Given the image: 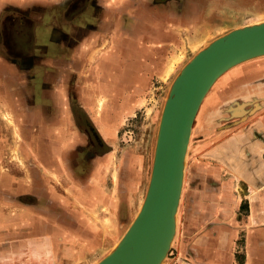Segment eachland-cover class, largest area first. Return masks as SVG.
Segmentation results:
<instances>
[{
    "label": "rangeland",
    "instance_id": "rangeland-1",
    "mask_svg": "<svg viewBox=\"0 0 264 264\" xmlns=\"http://www.w3.org/2000/svg\"><path fill=\"white\" fill-rule=\"evenodd\" d=\"M129 1L132 6L125 11L124 5H113V21L135 16L146 0ZM147 1L165 7L161 16L169 36L156 55L161 66L167 68L172 57L180 58L168 73L158 76L150 71L142 101L114 131L107 115L100 119L109 136L99 132L77 102L75 74L62 87L65 101L50 98L52 84L26 90L29 75L23 73L22 85L16 86L20 111L14 116L0 103V264L100 260L106 247L123 234L145 195L157 125L174 77L215 37L264 19V0ZM18 23L4 26L9 24V30ZM121 23L124 28L128 20ZM263 62L261 56L235 66L231 71L236 72L214 83L215 99H205L200 106L187 151L176 236L165 264H178L174 258L179 259V250L182 264H190L191 254L197 264H236L232 251L240 250L241 234H223L224 226L264 223ZM258 84L261 91L256 90ZM60 85L55 86L57 95L62 93ZM93 195L100 215L87 213L86 201ZM92 220L103 244L93 243L88 230H79ZM240 259L237 256L236 262Z\"/></svg>",
    "mask_w": 264,
    "mask_h": 264
},
{
    "label": "crops",
    "instance_id": "crops-1",
    "mask_svg": "<svg viewBox=\"0 0 264 264\" xmlns=\"http://www.w3.org/2000/svg\"><path fill=\"white\" fill-rule=\"evenodd\" d=\"M144 2L131 19L113 21V5L120 3L123 9L128 5L131 8L129 0H2L0 12H6L3 22L19 20L22 27L13 24L8 30L5 26L9 24L3 23V32L0 31V103L14 116L20 111L17 102L21 97L16 94V86L22 85L23 73L29 75L26 90L32 91L35 84H52L50 98L65 101L62 87L75 74L77 102L99 132L109 136L110 131L100 119H107V115L114 131L121 118L142 101L150 71L159 76L166 67L156 57L161 41L169 36L161 16L165 7L162 2ZM126 20L128 23L122 28L121 22ZM67 62L71 63L68 68ZM56 85L61 86L59 95ZM259 87L258 84L256 90L261 91ZM100 99L109 105H99ZM69 111L64 114L68 116ZM94 195L88 197L86 210L100 215L98 206H93L98 202ZM97 226L92 220L79 230H88L89 239L96 244L101 242ZM230 227L232 232V224ZM244 227L248 229L244 264H264V223L257 221L252 225L245 221ZM61 228L65 230L63 225ZM174 262L182 264L180 258H174Z\"/></svg>",
    "mask_w": 264,
    "mask_h": 264
},
{
    "label": "water",
    "instance_id": "water-1",
    "mask_svg": "<svg viewBox=\"0 0 264 264\" xmlns=\"http://www.w3.org/2000/svg\"><path fill=\"white\" fill-rule=\"evenodd\" d=\"M261 55L264 19L215 37L181 67L161 109L145 195L118 243L96 264L166 263L176 236L189 140L201 101L224 71Z\"/></svg>",
    "mask_w": 264,
    "mask_h": 264
},
{
    "label": "flooded vegetation",
    "instance_id": "flooded-vegetation-1",
    "mask_svg": "<svg viewBox=\"0 0 264 264\" xmlns=\"http://www.w3.org/2000/svg\"><path fill=\"white\" fill-rule=\"evenodd\" d=\"M2 15L3 14L0 12V18L2 17ZM3 16L5 17V14ZM1 30L3 32L2 23L0 24V31ZM232 73H233V71H230V74H232ZM231 224H232V227L234 228V230H236V235L238 236L239 234H241V238L237 240V242L240 243L239 244L240 245V250L238 251L237 249H233L234 251H232L233 252L232 253V255H233V261H235L236 264H244V260H245V256H246V250H245L246 238H245V236H246V233H247L248 229L244 227V224H238V225H236V227H235V225L233 223H231ZM231 224H230V226H231ZM230 226H228V227L224 226V229H223V232L222 233L223 234L224 233L226 234V231L229 233V230L228 229L231 228ZM225 228L227 230H225ZM177 256H178V258H180V260L182 259L180 250H179V253L177 254ZM237 256H240L241 257V259L239 260V262H236ZM194 257L195 256L191 254L190 264H195V262L197 264V261H196V259H194Z\"/></svg>",
    "mask_w": 264,
    "mask_h": 264
},
{
    "label": "bare ground",
    "instance_id": "bare-ground-1",
    "mask_svg": "<svg viewBox=\"0 0 264 264\" xmlns=\"http://www.w3.org/2000/svg\"><path fill=\"white\" fill-rule=\"evenodd\" d=\"M190 40V39H189ZM196 45V44H195ZM261 56H263V55H261ZM260 56V57H261ZM259 57V56H258ZM173 58V57H172ZM170 59V66L169 67H165L166 69H164L165 71H164V73H168V72H170V70H172V66L174 65V62L176 61V60H178L179 58H180V56H176L175 58H173V59ZM264 63V62H263ZM240 64V63H239ZM236 65H238V64H235V65H233V66H231L230 68H228L226 71H224L216 80H215V82L220 78V77H222L223 75L225 76V78H227L228 77V74H229V70L231 71V69H233V67L234 66H236ZM214 82V83H215ZM214 83L211 85V87L209 88V90L207 91V93L204 95V97H203V99H202V101H201V104H200V106L203 104V103H205L204 101H205V99H206V101L208 102V101H211L212 99H215V97H214V93H212L213 91H212V87L214 86ZM105 98V97H104ZM102 104V100L100 99L99 100V105H101ZM206 106V105H205ZM200 110V107H199V109H198V111ZM198 111H197V113H198ZM197 115V114H196ZM190 141V140H189ZM239 188H241V187H239ZM182 189H183V186H181V193H180V196L182 195ZM244 189V188H243ZM244 192V191H243ZM243 194V193H242ZM179 196V198H181ZM108 222H109V220H108ZM110 223V222H109ZM177 227V226H176ZM121 237V236H120ZM115 240H116V238H115ZM118 241H119V239H117L115 242H114V244H110V245H108L107 247H106V249L109 247V249H108V251H107V253H109L114 247H115V245L118 243ZM106 249H104V250H106ZM99 261V260H98ZM98 261H96L95 262V264L98 262Z\"/></svg>",
    "mask_w": 264,
    "mask_h": 264
}]
</instances>
